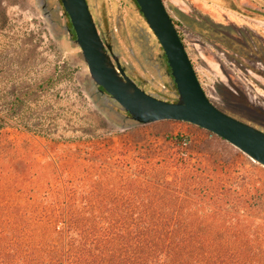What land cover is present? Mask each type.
Here are the masks:
<instances>
[{
	"label": "rangeland",
	"instance_id": "1",
	"mask_svg": "<svg viewBox=\"0 0 264 264\" xmlns=\"http://www.w3.org/2000/svg\"><path fill=\"white\" fill-rule=\"evenodd\" d=\"M87 1L105 45L119 56L126 74L154 97L177 102L174 79L162 61L164 52L135 0ZM163 1L179 22L183 43L211 102L264 132V90L252 77L247 82L242 71L243 64L257 60L255 54L264 60V0H214L209 7L194 0ZM51 2L55 8L58 0ZM215 3L220 8L211 6ZM56 23L53 31L39 0H0L1 220H18L15 215L8 219L16 208L32 210L38 193L52 188L57 171L64 172L76 154L87 159L130 148L133 155L175 138L183 141L180 149H187V141L197 149L207 136L188 123L140 125L125 118L117 104L120 114L100 107L68 21L60 16ZM253 36L251 42L248 38ZM236 37L240 43L231 40ZM243 155L246 167L239 166V171L249 169L253 180L264 183V167Z\"/></svg>",
	"mask_w": 264,
	"mask_h": 264
},
{
	"label": "trees",
	"instance_id": "2",
	"mask_svg": "<svg viewBox=\"0 0 264 264\" xmlns=\"http://www.w3.org/2000/svg\"><path fill=\"white\" fill-rule=\"evenodd\" d=\"M206 134L197 149L175 138L133 155L72 156L32 210L0 219V264H264V183Z\"/></svg>",
	"mask_w": 264,
	"mask_h": 264
},
{
	"label": "water",
	"instance_id": "3",
	"mask_svg": "<svg viewBox=\"0 0 264 264\" xmlns=\"http://www.w3.org/2000/svg\"><path fill=\"white\" fill-rule=\"evenodd\" d=\"M92 83L140 125L184 122L224 140L264 167V132L221 111L208 98L163 0H135L158 40L174 79L178 100L166 102L142 90L105 45L87 0H60Z\"/></svg>",
	"mask_w": 264,
	"mask_h": 264
},
{
	"label": "flooded vegetation",
	"instance_id": "4",
	"mask_svg": "<svg viewBox=\"0 0 264 264\" xmlns=\"http://www.w3.org/2000/svg\"><path fill=\"white\" fill-rule=\"evenodd\" d=\"M51 3H52L51 0H39L40 9H41L45 19L49 23L50 28L53 30L57 25L56 21L59 19V17L63 16L66 18V13L63 10V8L60 6V4H61L60 0H58V3H57L55 8H54V6H51ZM66 20H67V18H66ZM238 35L241 36L240 34H238ZM248 39L252 42V40L254 39V36L252 38H248ZM231 40L233 42L240 43V38H238V37L233 38ZM106 46H108V45H106ZM108 47H111V46H108ZM111 49H112V47H111ZM112 52H113V50H112ZM254 56L257 60H249L250 65L249 64L248 65L243 64V70L242 71L244 72V75H245L244 78L247 82L249 81V79H251V77L254 78L253 80L252 79L251 80L255 81L256 85L259 86L262 90H264V60L260 59V54H255ZM258 59H259V61H258ZM257 64H260L263 68L259 69L257 67ZM92 85L95 88L93 98L96 99V102L100 105V107L109 108L112 111L114 108H115V110H118L115 107L116 103H114L112 101V99L101 88L96 87L93 83H92ZM259 104L262 105L261 102H259ZM263 105H264V103H263ZM261 107H263V106H261Z\"/></svg>",
	"mask_w": 264,
	"mask_h": 264
},
{
	"label": "crops",
	"instance_id": "5",
	"mask_svg": "<svg viewBox=\"0 0 264 264\" xmlns=\"http://www.w3.org/2000/svg\"><path fill=\"white\" fill-rule=\"evenodd\" d=\"M194 1H197L196 3L197 4H201V5H203V6H205V7H209V5H210V2L211 1H214V0H194ZM174 2V1H173ZM165 3V2H164ZM174 3H176V2H174ZM165 6H166V3H165ZM212 7H214V9L216 8H220V6H218L216 3L215 4H212L211 5ZM167 7V6H166ZM222 8H224V7H222ZM178 14H179V12H177ZM181 13V15L183 14V12H180ZM170 15H171V17L172 18H175L173 15H172V13H170Z\"/></svg>",
	"mask_w": 264,
	"mask_h": 264
}]
</instances>
